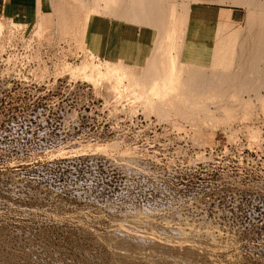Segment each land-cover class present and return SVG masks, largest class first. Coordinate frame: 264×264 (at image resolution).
<instances>
[{
	"label": "rangeland",
	"instance_id": "374dc122",
	"mask_svg": "<svg viewBox=\"0 0 264 264\" xmlns=\"http://www.w3.org/2000/svg\"><path fill=\"white\" fill-rule=\"evenodd\" d=\"M55 1L31 24L0 14V264H264V63L192 111L118 99L106 59L164 38L136 33L134 0ZM253 2L192 0L180 60L230 69L243 26L264 24Z\"/></svg>",
	"mask_w": 264,
	"mask_h": 264
},
{
	"label": "bare ground",
	"instance_id": "6f19581e",
	"mask_svg": "<svg viewBox=\"0 0 264 264\" xmlns=\"http://www.w3.org/2000/svg\"><path fill=\"white\" fill-rule=\"evenodd\" d=\"M196 1H208L220 4L226 0ZM231 1L240 4H248L251 0ZM253 1V7H258L261 4V0ZM1 20L2 19H0V22L2 23ZM1 23L0 30H2ZM6 33L7 31H0V44L3 43L5 37H8L5 35ZM3 45H1V50L4 48ZM4 49L1 53L4 52ZM237 49L238 53L235 63L230 69H210L193 64H180V66H177L182 68L187 75L188 82L183 84L187 86L186 90L190 93L182 89L179 90L178 87H174L175 84L171 76H165L162 79H154L152 75L147 74L145 70H136L133 74L127 75L122 63H116L109 66L107 70L98 71L97 77L105 81L108 86V93L117 96L118 99L122 96L126 98V96L131 95L137 96V99L138 97H142L141 102L147 105L152 106L155 102H158V110L162 112L175 111L177 104L181 102L182 107L192 111L195 108H201L200 103L203 101L202 98L200 99L201 95L217 94L221 87L232 86L234 84V79L251 78L257 75L245 72L257 71L264 63V24H245L244 31L238 40ZM37 68L46 70L44 67L41 68V66ZM127 242L128 241L125 243Z\"/></svg>",
	"mask_w": 264,
	"mask_h": 264
},
{
	"label": "crops",
	"instance_id": "0c3cea01",
	"mask_svg": "<svg viewBox=\"0 0 264 264\" xmlns=\"http://www.w3.org/2000/svg\"><path fill=\"white\" fill-rule=\"evenodd\" d=\"M172 1L175 0H134V8L132 10L137 17L136 20L144 25L136 28V33L141 34L142 31L148 30L147 26H152L160 33L157 40L164 38V41H162L161 44L157 41L151 48V53L147 56L117 54L116 56L107 58L106 62L113 64L122 63L127 75L133 74L136 70H145L146 73L152 75L154 79L171 76L168 73L169 69L175 70L177 66H180V64H193L206 67L203 61L193 62L189 60L188 62H182L180 60L178 49L180 47H185V39L186 37H189V32L192 29V24L185 19V17L188 18L191 13L192 0H189V3L185 6V15H180V17L177 18L174 13V18H176L175 23L173 15L172 19H169L170 2ZM58 4L60 5L62 3H56L55 0H0V14L7 18L31 24L36 20V16H42L40 14L37 15L38 11L43 14L47 13L49 5L50 8H53ZM72 5H76L74 1L72 2ZM120 5L121 3L119 6ZM96 10L97 8H90L91 13H96ZM234 12L235 10L231 9V17L232 19L238 21V19L234 16ZM60 17V22L66 21L67 19H64L62 15H60ZM40 21L42 22V18ZM97 28L98 32H101L102 27L97 25ZM119 28L124 30L125 25L119 24ZM163 30H166L167 32L166 36L161 33ZM175 34L179 36L178 38L181 41L174 47L172 39H174ZM195 42V39L192 41L188 38V45L191 43L194 45ZM103 46L105 47L106 43H103ZM173 47L177 49V52L174 53L173 56H169L168 49ZM169 63L175 65L173 67H169Z\"/></svg>",
	"mask_w": 264,
	"mask_h": 264
},
{
	"label": "built area",
	"instance_id": "2783aa9c",
	"mask_svg": "<svg viewBox=\"0 0 264 264\" xmlns=\"http://www.w3.org/2000/svg\"><path fill=\"white\" fill-rule=\"evenodd\" d=\"M38 67V66H37Z\"/></svg>",
	"mask_w": 264,
	"mask_h": 264
}]
</instances>
